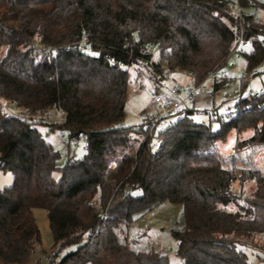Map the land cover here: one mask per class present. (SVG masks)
<instances>
[{
	"label": "trees",
	"instance_id": "obj_1",
	"mask_svg": "<svg viewBox=\"0 0 264 264\" xmlns=\"http://www.w3.org/2000/svg\"><path fill=\"white\" fill-rule=\"evenodd\" d=\"M229 2L0 0V168L14 177L0 189V260L23 264L36 252L40 207L57 252L75 247L58 264H172L128 238L137 215L170 201L184 208V226L172 231L183 264H256L243 247L264 241V171L252 159L264 147V92L241 98L216 130L195 121L192 107L148 127L124 124L129 66H146L159 92L165 68L191 72L197 85L241 40L253 46L243 51L248 71L264 61V22L239 17ZM152 44L164 60L151 63ZM2 99L30 114L61 110L62 122L50 127L85 138L84 155L59 165L39 124L8 112ZM248 129L230 156L219 152L218 141Z\"/></svg>",
	"mask_w": 264,
	"mask_h": 264
},
{
	"label": "rangeland",
	"instance_id": "obj_2",
	"mask_svg": "<svg viewBox=\"0 0 264 264\" xmlns=\"http://www.w3.org/2000/svg\"><path fill=\"white\" fill-rule=\"evenodd\" d=\"M256 1L258 2L257 7L259 8L257 16L264 22V0ZM255 7L256 6L254 5H248L245 6L244 10L246 13H253ZM237 47L238 49L243 48L244 52L247 53L253 51L252 43L245 42L244 40H241L235 49ZM153 53L156 60H161L160 51L156 46L154 47ZM236 55V53H233L221 68V70L227 75L224 85H221L216 89L213 95L204 92L194 100L188 102L189 106L192 108L195 107L197 110L196 113L193 114V119L198 122L210 124L215 130L220 127L217 118H227L228 115H232L241 98L247 96L256 97L264 92V61L252 71H248L245 54L243 52L239 53V58H237ZM127 68L129 70V83L124 124L127 126L138 125L142 122V119L146 114L157 109V104L155 103V94L158 92L156 91L157 84L151 77V73L146 66L143 67L136 65ZM167 71V76L159 85V92L167 93L173 84L178 83L173 80L171 76L172 74H170L171 72ZM243 73L247 74L246 82L241 79ZM191 78L192 77L189 75L188 71H182L177 74V79L187 83L189 87H194ZM212 83L213 81L206 79L203 82V87L208 88ZM183 86L185 88L188 87H186V85ZM251 90L254 92L250 93ZM2 101L8 112L22 115L24 117H31L39 124L38 127L46 140L49 141L60 153V157L57 160L59 165H63L66 162L69 154L75 155L76 157H82L84 155L86 146L85 138L81 137L77 140L72 139L70 146H67L62 139L61 130L57 127H50L51 125L59 126L62 122L63 112L61 110L52 108L45 112L30 114L28 112H23L22 108L17 107V105H13L11 103L12 99H2ZM251 134V129L243 131L240 134L235 130H232L225 140L217 142V149L224 156H230L234 152L237 138L243 139ZM138 138L139 139L136 141L137 144L140 141L141 136ZM248 153L250 154V152ZM118 158L119 155L110 161L108 170H110V165L117 163ZM252 159L257 166L264 171V147L258 149ZM54 175L58 178L60 172L56 171ZM13 180L14 177L10 171L0 168V189L12 185ZM141 193V190L135 191L136 195ZM34 215L41 231V243L38 247L47 249L45 251L53 249L54 240L47 210L45 208L36 207L34 208ZM184 224L185 218L183 204L162 201L150 211L137 215L128 231L129 242L135 248L142 250L153 249L167 255L172 264H183V260L177 255L178 240L173 236L172 231L182 228ZM263 242L260 239H256L253 247H243L250 262L264 264ZM74 248L75 247L72 246L59 251L58 260H60L67 251ZM54 249L57 250V248ZM37 255L38 250H36L31 258L23 264H37Z\"/></svg>",
	"mask_w": 264,
	"mask_h": 264
},
{
	"label": "built area",
	"instance_id": "obj_3",
	"mask_svg": "<svg viewBox=\"0 0 264 264\" xmlns=\"http://www.w3.org/2000/svg\"><path fill=\"white\" fill-rule=\"evenodd\" d=\"M251 4H254V1L256 0H249ZM229 8L239 17H243L244 14H247L244 10L245 6L240 3V0H230L229 2ZM259 13V8L255 7V10L253 13H251L256 20H260V18L257 16ZM262 43L264 44V39H262ZM154 47L155 45H149L146 48L145 53L149 54L151 56V63L157 62L158 60L154 57ZM244 50L243 48L234 49L233 53H236V57L239 58V53H242ZM232 53V54H233ZM231 54V55H232ZM160 58L164 60V56L160 55ZM139 65H145L148 64V61L144 58H140L138 60ZM164 71H167V68L164 69ZM189 75L194 78V75L191 72H188ZM243 77H247L246 74L243 73ZM206 79H210L213 81L212 85L208 88L203 87V82ZM227 79V75L220 69L212 70L210 71L204 81L200 82L197 85H194V87L185 88L179 83H175L171 86L170 90L167 93L164 92H156L155 94V103L157 104V109L152 111L149 114H146L142 122L143 126L148 127L155 122H157L159 119L163 117H169L172 118L176 116L177 114L181 113L187 106L188 102L194 100L197 96L201 95L202 93L206 92L209 95H213L215 93V83H222ZM254 91L251 90L250 93H253ZM13 105H16L15 101H11ZM119 126H122L123 124H118ZM71 131L69 129H62L61 130V136L64 141V143L67 146H70L72 139L70 136ZM142 140L146 139V134L140 135ZM158 143V138L154 137L151 145L153 148H156ZM86 149V146H85ZM116 167V164H112L109 166L110 170H113ZM95 203V202H94ZM107 213L105 211L100 213L101 217H106ZM120 237H123L122 234H120ZM58 252L56 249H50L48 251H44L39 258V264H58ZM0 264H8L2 260H0Z\"/></svg>",
	"mask_w": 264,
	"mask_h": 264
},
{
	"label": "crops",
	"instance_id": "obj_4",
	"mask_svg": "<svg viewBox=\"0 0 264 264\" xmlns=\"http://www.w3.org/2000/svg\"><path fill=\"white\" fill-rule=\"evenodd\" d=\"M182 71H186V70H184V69H178V70H176V71H174V72H171L170 74H172L171 76H172V78H173V80H175L176 82H178L179 84H181L182 86L183 85H186V87L187 88H189V85H187V83H185V82H183V81H181V80H179V79H177V74L179 73V72H182ZM191 82H193V78H191ZM187 106L188 107H191V106H189L188 104H187ZM195 108V107H194ZM37 250H38V255H37V259H36V261H37V264H39V258H40V255L45 251V250H47V249H45V248H37ZM31 258V257H30ZM27 262V261H26Z\"/></svg>",
	"mask_w": 264,
	"mask_h": 264
}]
</instances>
